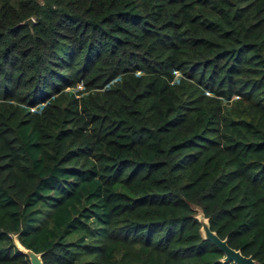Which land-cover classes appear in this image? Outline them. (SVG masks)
<instances>
[{"label":"trees","instance_id":"1","mask_svg":"<svg viewBox=\"0 0 264 264\" xmlns=\"http://www.w3.org/2000/svg\"><path fill=\"white\" fill-rule=\"evenodd\" d=\"M197 207L264 264V0H0V264H236Z\"/></svg>","mask_w":264,"mask_h":264},{"label":"water","instance_id":"2","mask_svg":"<svg viewBox=\"0 0 264 264\" xmlns=\"http://www.w3.org/2000/svg\"><path fill=\"white\" fill-rule=\"evenodd\" d=\"M35 19L33 17L25 20V24L33 26ZM206 238L214 242L226 254L225 260H231L236 264H256V260L252 256H245L240 250L231 247L226 239H222L217 232L213 231L208 224L206 225ZM19 245V244H18ZM20 249L29 256L31 264H44L42 254L36 253L31 249L19 245Z\"/></svg>","mask_w":264,"mask_h":264},{"label":"rangeland","instance_id":"3","mask_svg":"<svg viewBox=\"0 0 264 264\" xmlns=\"http://www.w3.org/2000/svg\"><path fill=\"white\" fill-rule=\"evenodd\" d=\"M185 79V80H188L189 78L184 75L182 72L180 71H175V80L174 82H180L181 79ZM187 78V79H186ZM120 78H116L114 79L112 82L110 83H107V84H100L102 86H97L96 88H94V90H86L85 89V85H84V82L79 80L77 82V84H75L74 86H69L67 87V90L66 91H69L70 93H74L77 97H82V96H85V95H88L90 92H93V91H102L104 89H107V88H110L117 80H119ZM196 85H198V83L195 81ZM200 89L202 90V92H204V94L207 96V97H210V98H215V99H221L222 98V101L224 102L225 105H228L230 106L232 104L233 101H236L239 99V95L235 94L233 95L231 98H224V97H221V96H218L215 94L214 91H212L211 89L207 88V87H201L199 86ZM40 107L39 106H35V107H31L30 110H39ZM198 208V207H197ZM198 218L201 220L202 222V233L204 236L207 235V230H206V225L208 224V219L205 218L203 216V213L201 212L200 208H198ZM18 244L20 245L19 241L17 240ZM257 264V263H256Z\"/></svg>","mask_w":264,"mask_h":264}]
</instances>
